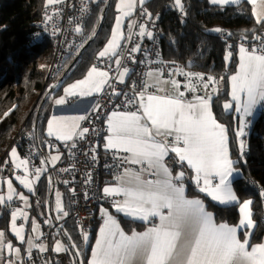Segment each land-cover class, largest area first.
Returning <instances> with one entry per match:
<instances>
[{
  "label": "snow or ice",
  "instance_id": "obj_1",
  "mask_svg": "<svg viewBox=\"0 0 264 264\" xmlns=\"http://www.w3.org/2000/svg\"><path fill=\"white\" fill-rule=\"evenodd\" d=\"M214 5L240 4V0H210ZM253 6L252 15L257 24H264V0H247ZM48 4L59 3V0H47ZM137 0H120L116 5L119 15L115 18V25L111 29V38L104 50L100 51L98 58L118 55L120 32L124 18L130 16L131 10L136 6ZM142 5L144 0H139ZM178 8H182L181 0H175ZM134 25L129 24L131 29ZM79 31V29H77ZM215 31L219 32V29ZM139 35L152 38V32L140 26ZM256 39H261L257 37ZM231 47V46H229ZM139 46L131 49L138 51ZM232 53L225 55L229 61ZM115 63L120 65V59ZM128 68L119 72V82H124ZM188 83L185 88L195 93L196 83L207 90L211 86V93L215 94L217 81L208 76L204 81L202 74L186 73L180 70ZM149 77L153 74L148 73ZM171 75V73L169 74ZM109 72L102 71L93 66L87 77L71 84L64 89L66 96H84L99 92L108 81ZM158 79V78H157ZM231 86L230 96L234 102V110L238 114V128L235 136L240 142L241 153L245 144L241 139L245 135L248 118L253 116L257 107L264 108V39L259 47L251 49L241 45L239 48V64L235 74L229 78ZM170 83L174 94L155 95L147 92L149 87L155 85L145 81V89L138 93L135 99H129L128 104L139 107L135 111L112 112L108 116V137L106 149L125 152L124 157L129 164L146 165L139 172L125 169L124 173L116 177L117 186L105 187V197L122 196V200H113L116 212L127 217L142 220L145 223L151 218H158L160 223L153 225L144 232L133 231L131 235L125 234L117 220L101 208L103 225L99 229V236L92 249V259L88 264H264V243L249 244L251 230L255 227L252 219L251 200L239 203L234 194L230 177L233 175L234 162L229 157L228 134L225 127L213 117L210 101L211 94L194 96L193 100L184 99L185 93L179 91L177 81ZM158 92L164 91L157 87ZM117 94V93H114ZM57 105L65 103V99H57ZM224 109H233V103L226 102ZM84 116L53 117L48 121V135L55 136L57 140L70 141L75 136L83 137L88 129L77 133L78 124H68L66 121H82ZM171 138V139H169ZM75 147V143L72 144ZM169 153H175L178 162L187 163L194 175L192 181L201 193H205L213 201L221 205L239 204L240 220L238 225L229 226L227 223L216 224L213 216L205 209L200 199H189L185 196V187L182 183L185 173L178 172L175 176L165 164ZM13 165L23 168L24 177H17L29 191H32L31 181L28 177L33 175L29 169L28 160H20L16 156V149H12ZM95 158V157H93ZM60 157H51V162ZM16 160H19L16 163ZM42 163H44L42 161ZM37 169L35 176L39 179ZM144 172L155 175V180L143 179ZM28 181V182H26ZM180 182V183H177ZM9 194L7 200L11 201L15 190L8 183ZM264 196V193H261ZM25 200L24 196L19 197ZM0 196V204L4 203ZM26 202V201H25ZM57 211H62L60 194L57 193ZM167 209V213H164ZM67 215L66 212L63 213ZM18 216H25L22 212L12 213V227L15 235L23 240L22 229L16 228L15 221ZM238 228L244 229V238L238 239ZM33 231H37L33 223ZM4 234L0 232V243ZM39 238V237H37ZM87 241V235L84 236ZM32 247V241L29 240ZM11 249V245H6ZM44 251V246L40 245ZM250 249V250H249ZM63 246L57 243L55 251H62Z\"/></svg>",
  "mask_w": 264,
  "mask_h": 264
},
{
  "label": "trees",
  "instance_id": "obj_2",
  "mask_svg": "<svg viewBox=\"0 0 264 264\" xmlns=\"http://www.w3.org/2000/svg\"><path fill=\"white\" fill-rule=\"evenodd\" d=\"M107 1L91 0L93 10L87 24L85 44L95 34L96 37L72 66L76 55L65 60L58 76L62 78L60 87L87 71L108 41L116 15V0H110L104 21L97 32ZM44 3L45 0H0V169L12 148L16 147L20 155L26 156L31 147L35 150L37 146L43 145V126L50 114L51 100L59 92L45 100L35 131L37 113L48 91L47 73L53 57L50 43L37 37L36 22L42 8L46 6ZM181 5L182 8L176 7L173 0H149L143 8L148 19L158 16L163 61L182 65L186 73H199L205 78L212 76L217 79L218 91L212 97L211 105L214 118L227 130L230 159L239 172L232 188L239 203L252 201V217L256 221L254 239L259 242L264 237V196L261 195L264 193V108L254 119L246 149L241 153L235 136L238 121L224 113L223 104L229 99L228 78L236 68L237 43L244 39L263 37L264 24L256 23L249 4L219 7L210 5L207 0H181ZM219 34L226 38L218 37ZM229 51L232 56L226 62L225 55ZM21 128L32 135L28 141L23 140ZM50 185L41 181L38 187L39 199L46 210L51 204ZM189 193L191 196L201 194L192 185ZM203 199L216 221L229 225L238 222V203L222 207L205 196ZM7 220L8 213L3 211L0 228L5 232ZM119 221L126 232L141 226L124 218ZM65 227L68 235L65 230H61L65 237V249L72 254L77 248L81 249L76 245L74 247L70 241L74 238L76 243L79 242L77 229L71 220L66 222ZM91 240L85 248V258Z\"/></svg>",
  "mask_w": 264,
  "mask_h": 264
},
{
  "label": "built area",
  "instance_id": "obj_3",
  "mask_svg": "<svg viewBox=\"0 0 264 264\" xmlns=\"http://www.w3.org/2000/svg\"><path fill=\"white\" fill-rule=\"evenodd\" d=\"M93 3L91 0H59V3L44 6L40 12L39 20L36 22L38 27L37 37L47 40L51 45L52 61L47 73V90L53 88L56 93L62 83V78H58L62 66L68 57L77 55L85 45L87 39V24L92 14ZM158 16L148 19L144 13L143 7H138L131 18L126 22L123 30V39L118 50V59L120 65L112 64L107 58L96 59L94 64L102 70L108 71L110 75L109 83L105 90L95 96L92 108L84 115L80 131L88 129L87 133L80 138L78 135L73 137L62 146L63 157L60 164L51 172L52 178L57 186L62 188V197L68 201L69 213L65 220L53 221L44 226L40 239L33 241L35 247L44 244L45 250L25 252L17 264H73L69 259L67 252L57 253L51 248L54 238L62 229L65 222L71 220L77 229L79 242L83 246L82 253H85L84 236L88 239L94 234L97 227L103 225V219L99 214V208L106 203L113 202L110 197H105L101 185L104 177L113 179L121 175L125 169H135L133 164L125 161L124 157L128 155L125 152L115 150L106 151L103 148V140L106 134L104 121L108 113L116 111H135L139 105L128 104L129 99H135L137 93L143 90L144 78L148 72L159 71L164 78H169L170 73H180L184 67L180 64L168 63L161 59L160 50V31L158 28ZM134 26L129 29L128 25ZM143 25L146 31L152 32V38L146 35H139L140 26ZM79 29V31H77ZM218 37L226 38L219 34ZM264 39L263 37H259ZM261 39H244L237 43L236 47L241 45L251 49L259 47ZM139 46L138 51L132 52L131 49ZM128 68V77L123 82H119V72L123 68ZM178 81L184 85V99H191L194 96H205L211 94L209 89H203L200 84H196L195 93L188 91L185 85L188 83L185 76L179 74ZM217 81V79L215 78ZM204 81L207 78L204 77ZM117 93V94H114ZM148 93H156L155 89H148ZM22 131V138L28 141L32 135L27 131ZM79 131V132H80ZM78 132V133H79ZM75 143V147L72 144ZM52 145V142H47ZM42 146V145H41ZM37 146L29 149L26 156L35 171L42 166L39 157L40 151L46 149L45 146ZM16 150L17 148L14 147ZM38 152V154H37ZM37 156V157H36ZM95 157V158H93ZM2 166L3 175H17V171L12 163H6ZM165 164L171 170L174 163L171 157L165 158ZM147 179L155 180V175L147 174ZM180 183V182H177Z\"/></svg>",
  "mask_w": 264,
  "mask_h": 264
},
{
  "label": "crops",
  "instance_id": "obj_4",
  "mask_svg": "<svg viewBox=\"0 0 264 264\" xmlns=\"http://www.w3.org/2000/svg\"><path fill=\"white\" fill-rule=\"evenodd\" d=\"M148 1L149 0H144V3L141 5L139 3V0H137L136 6L131 10L132 14L130 16H128V17H125L124 18V22L121 25L120 32L122 33V36H123L124 26H125L126 22L131 18V16L133 15L134 11L138 7H143V5L145 3H147ZM207 1H208V3L210 5L219 6V7L236 6L237 5V4H228V5L221 6V5L212 4L210 2V0H207ZM119 2H120V0H116V4H115L116 15H115V18H116L117 15H119V13L117 12V8H116V5ZM243 3H248V2H247V0H240V4H243ZM115 18H114L113 26L115 25ZM110 38H111V36L109 37V39ZM122 39L120 40V45L122 43ZM117 57H118V55L110 57V58L107 56L106 58L108 60H110V62L112 64L115 65L116 64L115 60L117 59ZM235 58H236V68H235V71L231 75L235 74V72L237 70V67H238V64H239V48H237L236 51H235ZM96 59H104V58H96ZM93 66H96V65L93 63L92 66L87 71H85L82 75H80L78 79L74 80V82L76 83L79 80L85 79L87 77V74H88L89 70ZM96 67L99 68L100 70H102L100 67H98V66H96ZM102 71H105V70H102ZM148 73H152L153 75L151 77H149L147 75ZM148 73L145 75L144 87H143L142 91H144V89H145V81H147L149 84L155 85L154 87H149L148 88V89H155L156 90V93H154L155 95L174 94V89L172 88L171 84L170 83H164V82L165 81L175 80V81H177V83L179 85V91H182V92L185 93L184 85L182 83H180V81H178V79H177L178 76H179V73H173V74L170 75L169 78H164L159 71H151V72H148ZM127 77H128V74H126V76L124 77V81L127 79ZM109 79H110V75L108 77V81H109ZM66 84H68V83H65L62 87L59 88V90H58L59 92L51 100V103H50V114H49V117L47 118V120H46V122H45V124L43 126L44 139H43V145L41 147H43V146L46 147L47 154H45V158L48 161L50 169L48 170L46 167H43V166L39 165V168H37V169H43V171H41L39 173V179H36L35 173H36L37 169L34 171L33 168H32L31 163L29 162V169L33 173V175H30L28 177V181H31L32 191H29V189L26 188L23 184H21L20 181L17 179V177H24L25 173H24L23 168H16L15 167V169L17 171H19L20 175L17 174V175H11V176H4L3 175V171H2L3 168L1 167V169H0V196L4 197L5 194H6V191H7L6 181L11 183L12 188L15 190V193L17 194V196L14 197V200H13L11 205H9V206L7 205L6 199H4V203L0 204V218L2 216V212L3 211L8 213V220H7V224H6V232H5L4 229L0 228V232H2L4 234L3 241H2V243H0V263L3 262V261H9L11 264H17L21 260L23 254L25 252H32V251H35V250L41 251L39 246L40 245L44 246V244L41 243L37 247L32 246V248H30L28 246L29 245V243H28L29 242V237H31V239H32V245H34L33 241L36 240V239H40L41 238L42 231H43V228H44L45 225H47V224H49V223H51L53 221H60V220L63 221L66 218V215L62 216L60 213H58L57 216L55 215V213L57 212V210H56L57 193L60 194V201L62 203L64 212L69 213L68 201L65 198L62 197V191L63 190H62V188H60L56 184H55L54 187H52L51 198H50L51 204L49 206V209L46 210V208H43V204L41 203V199H39V194H38L39 183L41 181H45L48 185H50V182H51V175L50 174H51L52 170L54 168H56L60 164V161H61V159L63 157V150H61L62 146L68 142V141L57 140L55 138V136H49L48 135V131H49V129H48V121L51 120L53 117H68V118H71V117H77V116H84L92 108L93 99L95 98V96L101 94L105 90L107 85H105L99 92L94 93L92 95L66 96L65 92H64V89L66 88L65 87ZM157 87L162 88L164 91L158 92L157 91ZM228 87H229V92H228L229 99H228L227 102L233 103V109L226 110L223 107V111H224V113H226L228 115H231L232 117L237 119L238 114L234 110V102L231 101V96H230L231 86H230V83H229V79H228ZM148 89H147V92H148ZM137 96H138V93H137L136 97ZM61 98L65 99V103L62 104V105H57L55 103V101L57 99H61ZM211 99H212V97H211ZM189 100H193V98H191ZM137 103L139 105L138 100H137ZM210 107H211V111H212V114H213L211 101H210ZM261 108L262 107L258 106L257 109L254 110L253 116L248 118V120H249L248 126L249 127L254 122V119L258 115V113L261 110ZM111 113L112 112L107 114V116L105 118V121H104L106 134H105V137H104V140H103V148L106 151H109L108 149H106L105 144H106L107 137H108V131H107V128H108V116H110ZM213 117H214V114H213ZM237 121H238V119H237ZM82 122H83V120L82 121H72V120L66 121V123H68L70 125L71 124H78L79 125V128L76 129L77 133L80 131ZM169 139H171V138H169ZM47 142H52V145H48ZM228 148H229V143H228ZM12 149H15V148H12ZM12 149L10 150V152H9V154L7 156V159L4 160L2 165L5 164V161H7L8 163H12L13 164V160L15 158L12 157ZM37 154H38V152H37ZM126 154L129 155L128 153H126ZM57 155L60 157V159L55 161V162H51V157L57 156ZM16 156L20 160H25L17 152V150H16ZM169 157H171V159H172V161L174 163V167L171 169L172 175L175 176L180 171H184V173H185V176H184V179H183L182 183L184 184L185 196L187 198H189V199H200L204 203L203 196H205V197H207L208 200H210L215 205L222 206V207L231 206V205H235L236 204V203H234V204H231V205H221L218 201H213L205 193L199 192V190L197 189L196 185L192 181V176L194 175V173L192 172V170L190 168H188L187 163L184 162L183 164H181L180 162H178V158L175 156V153H169ZM229 157H230V155H229ZM18 162H19V160H16V163H18ZM34 162H38L39 163V155L37 157V160H35ZM133 165L135 166V169L133 170L134 172H139L142 167H144V168L147 167L146 165H137V164H133ZM234 169H235V171H234L233 175L230 177L231 185L233 184V181L239 176L238 170L235 167H234ZM147 174H149V173L148 172H144L142 178L143 179H147L146 178ZM188 174H190L189 177H188ZM28 181H26V182H28ZM190 185H192L194 187V189L196 191H198L199 193H201V194H197V195L191 196L192 194L189 193ZM115 186H117L116 177L113 178V179H109L108 177H104L103 178L102 185H101L102 192H103V189L105 187H115ZM20 195L24 196L25 200L19 199L18 197ZM110 198L113 199V200H122L123 199L122 196H116V197H110ZM22 205L24 206V210H22V213L26 214V218H25V216H18V218L16 219V222H15L16 228L22 229V234H23L24 239L20 240L15 235V233L13 231L11 218H12V213L14 211L15 212H19L21 210V206ZM204 205H205V203H204ZM252 205H253V203L250 205L251 213H252ZM101 208L107 210L109 215H112L117 220V222L119 224H120V221H119L120 218H124V219H127V220L132 221V222H136V224H141L140 228H138V229L132 228L129 232H126L124 230V228L120 224L121 229L127 235H131V233L133 231H135L137 233L144 232L145 230H147V228L160 223L159 219L155 218V217L151 218L149 220V222L145 223L142 220L133 219L131 217L125 216L123 213H118V212H116L115 208L113 207V202L103 204L99 208V214L100 215H101V212H100ZM205 209L209 213L212 214L213 220H214V222L216 224L222 223V222L216 221L215 215L212 212H210L206 208V206H205ZM263 209H264V202H263ZM163 211H164L165 214L167 213V209H164ZM238 216H239V219H238V222L235 225L234 224H232V225L228 224V225L229 226L238 225L239 220H240L239 208H238ZM252 219H253V217H252ZM253 221L255 223V227L251 230V236L249 238V244L250 245H255L257 243H264V237H262L259 240V242H258V239L257 240L254 239V237L256 235V221L254 219H253ZM33 223H35V226H36V229H37V231H35V232L33 231ZM65 225H66V222H65V224H63V227H62L61 230H65L66 231V235H68V229H66ZM100 227H97V229L95 230L93 236L91 237L92 240H91L90 245L88 246L89 250L86 253L87 257L85 258V261L81 260L82 264H88V262L92 259V249H93V247H95L96 240H97V238L99 236ZM244 232H245L244 229L238 228L237 237H238V239H241V241L244 238ZM37 237H39V238H37ZM57 241L62 242L63 245L66 248L65 242L59 236H56L54 238L53 243L51 245V248H53L55 242H57ZM6 245H11V249L8 248ZM44 249H45V246H44ZM65 252H66V249H65ZM137 264H139V262H137Z\"/></svg>",
  "mask_w": 264,
  "mask_h": 264
},
{
  "label": "rangeland",
  "instance_id": "obj_5",
  "mask_svg": "<svg viewBox=\"0 0 264 264\" xmlns=\"http://www.w3.org/2000/svg\"><path fill=\"white\" fill-rule=\"evenodd\" d=\"M173 4L176 6V4H175V0H173ZM244 4H248V3H244ZM44 5H51V4H48L47 3V0H45V3H44ZM250 5V4H249ZM251 7H252V11H253V6L252 5H250ZM177 7V6H176ZM92 10H93V7H92ZM92 15V14H91ZM254 17V16H253ZM254 19H255V21H256V18L254 17ZM88 34V33H87ZM110 34H111V32H110ZM111 36V35H110ZM109 40V39H108ZM108 42V41H107ZM107 42H106V44H105V46L107 45ZM105 46H103L100 50H99V52L100 51H102V50H104V48H105ZM99 52L97 53V58H98V54H99ZM107 57V56H106ZM106 57H104V58H106ZM113 57V56H112ZM117 59H118V57H117ZM116 61V60H115ZM73 83H75L74 81H72V82H69L68 84H66L65 85V87H69L71 84H73ZM251 128H252V124L250 125V127L248 126V124L246 125V131H245V135L241 138L242 140H243V142H244V144H245V148H244V150L246 149V140H247V137L249 136V134H250V132H251ZM239 145H240V142H239ZM239 149H240V146H239ZM241 150V149H240ZM8 183L9 182H7L6 181V185H7V191H6V194H5V196H4V198L6 199V202H7V205L9 206V205H11L12 204V202H13V200H14V197L15 196H17V194L15 193L14 195H13V199L11 200V201H9V200H7V196H8V194H9V188H8ZM21 196V195H20ZM19 196V197H20ZM18 197V198H19ZM20 199V198H19ZM61 206H62V203H61ZM22 210H24V206L22 205L21 206V210L19 211V212H22ZM56 210H57V208H56ZM58 213H60L62 216H65L63 213H64V210H63V206H62V211H57L56 213H55V215L57 216L58 215ZM25 214V213H24ZM11 221H12V218H11ZM16 222V221H15ZM12 223H13V221H12ZM254 225H255V223H254ZM29 240H31L32 241V239H31V237H29ZM70 241H71V243H72V245L75 247V245L78 247H80L81 249H79V248H77L75 251L77 252V254H78V257H79V259H80V255H81V250H83V247H82V245L79 243V242H75L74 241V238L72 239H70ZM57 243H59L60 245H62L63 246V249H65V246L63 245V243L62 242H60V241H57V242H55V244H54V246H53V248H52V250L54 251V252H57V253H62V252H65V250H62V251H55V248H56V245H57ZM87 245H88V242H86L85 243V245H84V248H86L87 247ZM29 246V245H28ZM30 247V246H29ZM30 248H32V247H30ZM80 250V251H79ZM33 252V251H32ZM41 252H43V251H41ZM21 254V253H20ZM67 255H68V257H69V259L71 260V261H73V262H75V260H74V258H73V254H71L70 252L69 253H67ZM80 263L82 264V262H81V260H80ZM0 264H11L9 261H3V262H1Z\"/></svg>",
  "mask_w": 264,
  "mask_h": 264
},
{
  "label": "water",
  "instance_id": "obj_6",
  "mask_svg": "<svg viewBox=\"0 0 264 264\" xmlns=\"http://www.w3.org/2000/svg\"><path fill=\"white\" fill-rule=\"evenodd\" d=\"M109 2H110V0H108L107 1V3H106V5H105V8H104V11H103V14H102V16H101V21H100V24H99V27H98V30H97V32L99 31V29H100V27H101V25H102V23H103V21H104V18H105V14H106V11H107V9H108V6H109ZM95 37H96V34L82 47V49L78 52V54L76 55V57H75V59H74V61H73V63L71 64V66L74 64V62L77 60V59H79L80 58V56L83 54V52L87 49V47L90 45V43H92L93 42V40L95 39ZM70 66V67H71ZM54 94V91H53V88H50V89H48V91H47V94H46V96H45V98L43 99V101H42V104H41V106H40V108H39V110H38V113H37V117H36V125H35V131L37 130V127H38V121H39V118H40V115H41V112H42V108H43V105H44V102H45V100L49 97V96H51V95H53ZM45 154H47V150L46 149H44L43 151H40L39 152V157H40V160H41V162L43 161L44 163H42V166L43 167H46L48 170L50 169V167H49V164H48V161H47V159L45 158ZM51 175V174H50ZM51 186L52 187H54L55 186V182H54V180H53V178H52V175H51ZM60 235H59V237H61V239L64 241V239H65V237L63 236V234L61 233V230L58 232ZM73 258H74V260H75V262H74V264H81L80 263V260H82V261H85V256H84V253H82L81 252V255H80V259H79V257H78V254H77V252L76 251H73Z\"/></svg>",
  "mask_w": 264,
  "mask_h": 264
},
{
  "label": "bare ground",
  "instance_id": "obj_7",
  "mask_svg": "<svg viewBox=\"0 0 264 264\" xmlns=\"http://www.w3.org/2000/svg\"><path fill=\"white\" fill-rule=\"evenodd\" d=\"M90 239H91V238L87 239V242H89ZM72 262H73V261H72ZM73 264H74V262H73Z\"/></svg>",
  "mask_w": 264,
  "mask_h": 264
}]
</instances>
